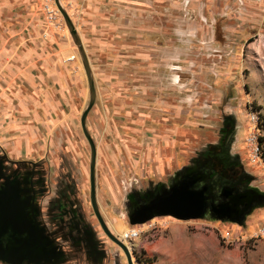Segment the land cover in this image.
Instances as JSON below:
<instances>
[{
  "label": "rangeland",
  "instance_id": "obj_1",
  "mask_svg": "<svg viewBox=\"0 0 264 264\" xmlns=\"http://www.w3.org/2000/svg\"><path fill=\"white\" fill-rule=\"evenodd\" d=\"M59 3L95 88L85 126L97 210L114 237L138 233L123 241L132 263L264 264V0ZM89 100L55 0H0V149L44 170L50 193L39 218L62 246V264H94L59 236L50 207L66 183L106 255L96 264H127L90 204L91 147L80 123ZM191 169L204 173L192 178L195 189H252L261 201L243 224L171 216L129 223L132 210Z\"/></svg>",
  "mask_w": 264,
  "mask_h": 264
},
{
  "label": "flooded vegetation",
  "instance_id": "obj_2",
  "mask_svg": "<svg viewBox=\"0 0 264 264\" xmlns=\"http://www.w3.org/2000/svg\"><path fill=\"white\" fill-rule=\"evenodd\" d=\"M198 174L204 178L202 169H191L176 177L173 184L182 179L192 181ZM47 181L43 169L33 163L13 161L0 149V264H62L63 248L51 241L39 218L41 202L50 193ZM72 192L68 183L55 189L56 203L50 208L56 211L54 219L61 226L58 229L59 236L73 247L77 257L83 254L96 264L105 260L106 255L95 234L82 226V217ZM245 193L251 199L248 209L253 210L262 198L258 192L225 186L220 194H207L209 203L204 210V217L214 218L212 207L228 203L232 197ZM240 209L243 210L244 206H240ZM115 238L125 246L120 238Z\"/></svg>",
  "mask_w": 264,
  "mask_h": 264
},
{
  "label": "water",
  "instance_id": "obj_3",
  "mask_svg": "<svg viewBox=\"0 0 264 264\" xmlns=\"http://www.w3.org/2000/svg\"><path fill=\"white\" fill-rule=\"evenodd\" d=\"M55 3L61 12L67 30L71 36V39L77 50L79 52L82 67L85 72L87 79L88 90L90 95V100L86 110L81 115L80 123L84 135L86 136L89 145L91 147V163L89 168V181H90V204L92 209L98 218L102 228L108 234V236L118 244L124 251L127 257L128 264H132L131 257L127 247L123 246L105 227L99 212L97 210L96 200H95V148L90 136L87 133L85 120L89 110L93 107L95 102V88L91 77V70L87 60V56L83 49L81 40L77 34V31L71 22L67 13L60 6L59 0H55ZM194 181L180 180L177 183L171 185L169 188L157 189L155 194L144 204L132 210L129 216V223L131 225L143 224L150 220L154 216H171L179 220H194L204 218V210L209 203V198L207 197L205 191L206 189H195ZM150 197V196H149ZM244 200V201H243ZM251 199L247 198V194H239L232 197L228 203L218 204L212 207L215 213V220L222 222H235L238 224L244 223V218L247 216L252 209H248V204ZM244 206L241 210L240 206ZM213 219V220H214Z\"/></svg>",
  "mask_w": 264,
  "mask_h": 264
},
{
  "label": "built area",
  "instance_id": "obj_4",
  "mask_svg": "<svg viewBox=\"0 0 264 264\" xmlns=\"http://www.w3.org/2000/svg\"><path fill=\"white\" fill-rule=\"evenodd\" d=\"M138 237V233L135 231H129L127 233H125L124 235H121V240L122 241H126V240H132V239H136Z\"/></svg>",
  "mask_w": 264,
  "mask_h": 264
},
{
  "label": "crops",
  "instance_id": "obj_5",
  "mask_svg": "<svg viewBox=\"0 0 264 264\" xmlns=\"http://www.w3.org/2000/svg\"><path fill=\"white\" fill-rule=\"evenodd\" d=\"M74 105V107H76L75 105V103L73 104ZM11 126H15V127H18V124H17V122H15V121H12L11 122ZM29 127V130L31 131V132H29V135L30 136H32L31 134H32V132H33V134H34V136L36 137L37 136V132H36V130H32V128L30 127V125L28 126ZM40 135H43V132H40ZM32 138V137H31ZM28 140H30V137H28L27 138ZM16 148H18V144L16 145H14ZM181 160H178V162H180Z\"/></svg>",
  "mask_w": 264,
  "mask_h": 264
},
{
  "label": "bare ground",
  "instance_id": "obj_6",
  "mask_svg": "<svg viewBox=\"0 0 264 264\" xmlns=\"http://www.w3.org/2000/svg\"><path fill=\"white\" fill-rule=\"evenodd\" d=\"M127 232H129V231L127 230L126 232H123L122 235H124V234L127 233ZM126 241H127V240H126ZM126 241H125V242H126Z\"/></svg>",
  "mask_w": 264,
  "mask_h": 264
}]
</instances>
